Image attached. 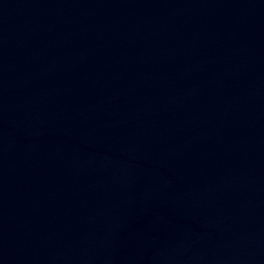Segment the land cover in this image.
<instances>
[{
  "label": "water",
  "instance_id": "obj_1",
  "mask_svg": "<svg viewBox=\"0 0 264 264\" xmlns=\"http://www.w3.org/2000/svg\"><path fill=\"white\" fill-rule=\"evenodd\" d=\"M0 264H264V0H0Z\"/></svg>",
  "mask_w": 264,
  "mask_h": 264
}]
</instances>
